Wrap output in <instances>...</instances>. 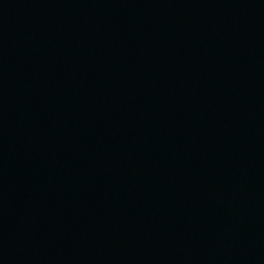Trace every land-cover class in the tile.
Wrapping results in <instances>:
<instances>
[{"label": "water", "instance_id": "95a60500", "mask_svg": "<svg viewBox=\"0 0 264 264\" xmlns=\"http://www.w3.org/2000/svg\"><path fill=\"white\" fill-rule=\"evenodd\" d=\"M0 264H264V0H0Z\"/></svg>", "mask_w": 264, "mask_h": 264}]
</instances>
